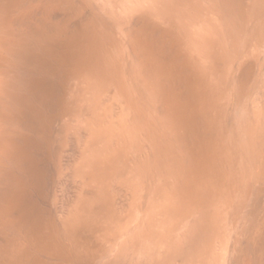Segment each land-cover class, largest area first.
<instances>
[{
    "label": "bare ground",
    "instance_id": "6f19581e",
    "mask_svg": "<svg viewBox=\"0 0 264 264\" xmlns=\"http://www.w3.org/2000/svg\"><path fill=\"white\" fill-rule=\"evenodd\" d=\"M0 264H264V0H0Z\"/></svg>",
    "mask_w": 264,
    "mask_h": 264
}]
</instances>
